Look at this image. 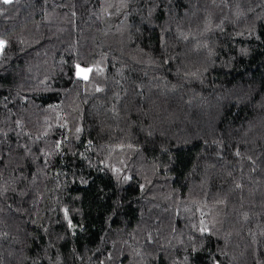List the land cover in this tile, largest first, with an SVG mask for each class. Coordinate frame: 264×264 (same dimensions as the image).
Returning <instances> with one entry per match:
<instances>
[{
    "label": "trees",
    "instance_id": "1",
    "mask_svg": "<svg viewBox=\"0 0 264 264\" xmlns=\"http://www.w3.org/2000/svg\"><path fill=\"white\" fill-rule=\"evenodd\" d=\"M0 40V264H264V0H13Z\"/></svg>",
    "mask_w": 264,
    "mask_h": 264
},
{
    "label": "rangeland",
    "instance_id": "2",
    "mask_svg": "<svg viewBox=\"0 0 264 264\" xmlns=\"http://www.w3.org/2000/svg\"><path fill=\"white\" fill-rule=\"evenodd\" d=\"M0 41H2V40H0ZM3 42V46H4V41H2ZM3 46L2 47H0V53H1V51H2V49H3ZM79 69V75L81 76V77H86V75L88 74V69H83V68H78ZM84 70V71H80V70Z\"/></svg>",
    "mask_w": 264,
    "mask_h": 264
},
{
    "label": "snow or ice",
    "instance_id": "3",
    "mask_svg": "<svg viewBox=\"0 0 264 264\" xmlns=\"http://www.w3.org/2000/svg\"><path fill=\"white\" fill-rule=\"evenodd\" d=\"M0 3H3V4H11V3H13V0H0ZM3 46V42L2 41H0V47H2ZM80 71H84V70H80ZM85 79L87 78V77H84Z\"/></svg>",
    "mask_w": 264,
    "mask_h": 264
}]
</instances>
